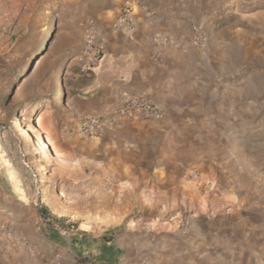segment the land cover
<instances>
[{
  "label": "rangeland",
  "instance_id": "1",
  "mask_svg": "<svg viewBox=\"0 0 264 264\" xmlns=\"http://www.w3.org/2000/svg\"><path fill=\"white\" fill-rule=\"evenodd\" d=\"M119 1L0 0V264H101L94 246L107 237L165 233L173 220L189 264H264V0H202L195 42L211 32L221 85L241 93L238 124L207 142L222 163L218 180L192 167L176 195L151 206L153 184L65 179L56 138L80 118L70 113L75 71L66 61L78 46L82 54L91 22L105 15L113 25ZM145 256L122 264H149Z\"/></svg>",
  "mask_w": 264,
  "mask_h": 264
},
{
  "label": "crops",
  "instance_id": "2",
  "mask_svg": "<svg viewBox=\"0 0 264 264\" xmlns=\"http://www.w3.org/2000/svg\"><path fill=\"white\" fill-rule=\"evenodd\" d=\"M120 2L131 5L134 29L116 28L112 17L101 15L97 19L101 24L97 43L102 48L98 64L81 73L80 47L68 55L66 63L75 71V106L70 113L73 117L103 113L125 94L153 100L161 113L153 119L126 121L97 137L59 136L56 150L66 162L64 177L69 184L82 179L93 184H153V206L176 195L192 167L201 168L203 180H218L222 163L208 155L207 142L224 137V130L232 132L231 127L238 124L241 93L233 84L221 85L222 71L215 67L222 52L209 50L211 32H203V44L195 42L204 1L120 0L117 16L123 6ZM158 36L164 41L155 55L152 49ZM215 185L224 189V184ZM169 225L170 231L159 234L128 229L130 239L125 241L107 237L94 246L96 259L101 264H122L146 255L149 264H189V256H183L189 242L182 239L177 220ZM160 234L162 240L171 241L165 245L173 256L161 252V241L154 242ZM142 235L150 237L141 239Z\"/></svg>",
  "mask_w": 264,
  "mask_h": 264
},
{
  "label": "built area",
  "instance_id": "3",
  "mask_svg": "<svg viewBox=\"0 0 264 264\" xmlns=\"http://www.w3.org/2000/svg\"><path fill=\"white\" fill-rule=\"evenodd\" d=\"M113 26L116 28L132 31L134 29V20L132 7L125 4L121 8L120 14L116 17ZM100 28L91 22L88 26L85 36V45L81 52L83 65L80 67L81 73H87L96 66L102 57V48L97 43L100 35ZM164 41V38L158 36L155 46L152 49L153 54L158 55V45ZM197 41L202 43L203 37L198 35ZM157 60L160 58L157 57ZM161 113L160 107L151 99L136 94H125L119 104L108 108L100 114H89L79 118L73 133L83 137H97L107 130H112L126 121H131L137 117L146 119L157 118ZM128 264H146L143 261H133Z\"/></svg>",
  "mask_w": 264,
  "mask_h": 264
},
{
  "label": "bare ground",
  "instance_id": "4",
  "mask_svg": "<svg viewBox=\"0 0 264 264\" xmlns=\"http://www.w3.org/2000/svg\"><path fill=\"white\" fill-rule=\"evenodd\" d=\"M37 118H38L37 119V124L39 125L40 124V118L39 117H37ZM44 154H46L45 147L44 146H41L39 155H44Z\"/></svg>",
  "mask_w": 264,
  "mask_h": 264
}]
</instances>
